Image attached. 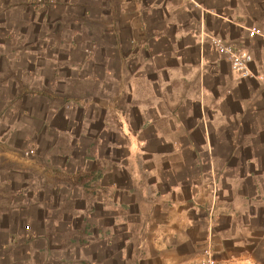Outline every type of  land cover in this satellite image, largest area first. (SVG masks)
Here are the masks:
<instances>
[{"label": "rangeland", "instance_id": "obj_1", "mask_svg": "<svg viewBox=\"0 0 264 264\" xmlns=\"http://www.w3.org/2000/svg\"><path fill=\"white\" fill-rule=\"evenodd\" d=\"M164 1L0 0V168L10 171L1 178L12 180L0 186V199L33 194L51 200L46 251L27 252L31 223L19 220L23 233L17 227L15 243L0 245V264H122L124 210L108 205L106 211L101 184L113 174L86 188L83 167L105 172L127 155L123 135L136 128L137 118L124 126L121 114L134 112L128 107L152 94L137 83L138 61L123 55L129 48L122 51L121 44L132 35L123 21H137L138 5L146 10ZM147 72L144 80L152 79V66ZM131 88L137 92L127 93ZM234 105L209 115L213 148L223 154L212 158L218 164L216 195L221 206H233L237 195L250 201L245 207L253 217L242 220L247 232L241 249L253 250L264 263V94L250 97L242 113ZM50 167L59 174L47 176ZM137 199L152 197L147 192ZM217 220L216 230H233L226 218ZM129 232L133 249L127 255L136 262L138 246L152 236ZM207 248L218 261L211 243L198 257Z\"/></svg>", "mask_w": 264, "mask_h": 264}, {"label": "crops", "instance_id": "obj_2", "mask_svg": "<svg viewBox=\"0 0 264 264\" xmlns=\"http://www.w3.org/2000/svg\"><path fill=\"white\" fill-rule=\"evenodd\" d=\"M145 8L137 6V21H123L132 35L123 40L121 48L123 51L127 46L123 55L142 67L137 83L145 85L152 96L130 105L134 112L121 114L124 126H132L133 118H137L132 132L125 128L127 155L123 162L112 164L105 172L98 166L83 167L82 177L88 180L84 186L96 183L100 175L113 174L109 183H100L105 189L106 211L108 205L111 211L115 205L124 210L122 264H192L210 243L220 264H264L254 257L253 250L241 249L246 245L242 236L247 232L242 220L253 217L245 207L250 201L240 195L230 202L233 206H221L218 201V164L212 158L223 154L213 148L209 116L211 111L226 110L233 103L241 111L250 97L264 94V0H167L152 5V13ZM253 27L261 35L249 37L248 30ZM213 36L251 54L252 77L240 78L231 71L227 60L212 46ZM150 66L153 77L144 80ZM131 89L127 93L135 92ZM146 161H152L153 166L144 167ZM8 172L0 168V186L11 183V179L1 178ZM57 172L50 167L47 176ZM34 179H28L29 183ZM147 192L152 199H137ZM50 202L33 194L2 199L0 238L7 239H0V245H13L25 227L19 220H28L32 229L28 246L32 244L27 252L46 251L44 238L51 234ZM219 217L226 218L233 230H216L213 225ZM134 218L143 222L153 219L154 227L143 230L127 224ZM110 219L113 221V216ZM130 230L139 236H152L147 244L138 246L136 262L127 255L133 249ZM251 238L247 243H253Z\"/></svg>", "mask_w": 264, "mask_h": 264}, {"label": "built area", "instance_id": "obj_3", "mask_svg": "<svg viewBox=\"0 0 264 264\" xmlns=\"http://www.w3.org/2000/svg\"><path fill=\"white\" fill-rule=\"evenodd\" d=\"M261 35L260 30L252 28L248 30V36L254 37ZM210 42L216 52L223 57L230 65L231 71L240 78L252 77L250 63L252 61L251 54L242 47L226 42L220 37L213 36ZM194 264H218V261L213 257L210 249H204L200 257L197 258ZM246 264V263H245ZM249 264V263H248Z\"/></svg>", "mask_w": 264, "mask_h": 264}, {"label": "water", "instance_id": "obj_4", "mask_svg": "<svg viewBox=\"0 0 264 264\" xmlns=\"http://www.w3.org/2000/svg\"><path fill=\"white\" fill-rule=\"evenodd\" d=\"M127 224H130L131 226L143 229V230H151L154 227V221L153 219H150V221H140L136 220L135 218L132 219V222H127Z\"/></svg>", "mask_w": 264, "mask_h": 264}]
</instances>
